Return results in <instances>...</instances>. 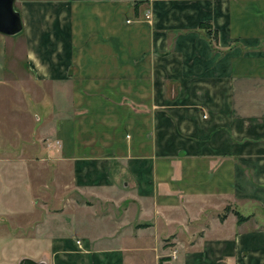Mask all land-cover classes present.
<instances>
[{
  "label": "crops",
  "instance_id": "obj_1",
  "mask_svg": "<svg viewBox=\"0 0 264 264\" xmlns=\"http://www.w3.org/2000/svg\"><path fill=\"white\" fill-rule=\"evenodd\" d=\"M15 8L60 181L2 189L0 264H264V0Z\"/></svg>",
  "mask_w": 264,
  "mask_h": 264
},
{
  "label": "rangeland",
  "instance_id": "obj_2",
  "mask_svg": "<svg viewBox=\"0 0 264 264\" xmlns=\"http://www.w3.org/2000/svg\"><path fill=\"white\" fill-rule=\"evenodd\" d=\"M17 35L20 33L8 37ZM6 44L8 71L0 74L9 80L5 84L7 89L0 87V195L8 184L11 192L16 193L20 181H35L34 186L38 181H60L55 177V169H59L55 163L51 168L49 161L38 162L44 154L38 153L37 91L24 66V43L16 40Z\"/></svg>",
  "mask_w": 264,
  "mask_h": 264
},
{
  "label": "water",
  "instance_id": "obj_3",
  "mask_svg": "<svg viewBox=\"0 0 264 264\" xmlns=\"http://www.w3.org/2000/svg\"><path fill=\"white\" fill-rule=\"evenodd\" d=\"M22 29V18L15 8V0H0V32L13 36L20 33ZM20 264H46V262L23 258Z\"/></svg>",
  "mask_w": 264,
  "mask_h": 264
},
{
  "label": "trees",
  "instance_id": "obj_4",
  "mask_svg": "<svg viewBox=\"0 0 264 264\" xmlns=\"http://www.w3.org/2000/svg\"><path fill=\"white\" fill-rule=\"evenodd\" d=\"M240 220H241V218H240Z\"/></svg>",
  "mask_w": 264,
  "mask_h": 264
}]
</instances>
